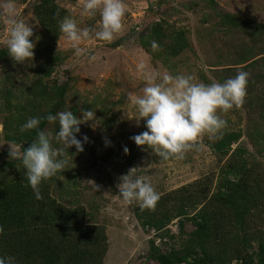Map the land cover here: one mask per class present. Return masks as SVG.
Returning <instances> with one entry per match:
<instances>
[{"label":"rangeland","instance_id":"374dc122","mask_svg":"<svg viewBox=\"0 0 264 264\" xmlns=\"http://www.w3.org/2000/svg\"><path fill=\"white\" fill-rule=\"evenodd\" d=\"M34 1L9 0L13 9L11 13L0 8V49H6L4 41L8 36L7 20L10 15L33 26V39L41 37V29L31 12ZM214 1L229 14L245 21L264 24V0ZM83 2L84 0H57L67 16L76 19L78 26L98 28L99 12L94 18L82 16ZM159 2L163 4L158 6ZM124 3V27L111 43L96 40L86 42L81 47L86 49L88 55L77 57L63 34L54 43L45 39L41 42L38 39L37 51L32 61L25 64L11 63L15 71L12 70L13 77L11 76L10 81L15 88L25 87L34 80H41L49 90L53 86H64L65 106L75 107L74 115L78 119H82V110L92 109L95 112L98 121L94 130L89 127L92 122L79 126L77 139L84 135L88 137L84 151L75 154L73 147L69 149V154L65 153L66 167L61 174L53 177L55 181L51 182L49 190L58 201H67L73 205L81 203L90 212L94 209L93 222L104 227L108 243L104 264H159L149 256L152 236L142 230L134 217V209L140 204L123 202L116 187L118 178L136 168L134 175L145 178L158 194H166L193 181L206 183L211 193H214L221 180V172L232 162L235 157L233 152L239 147H242L247 156V162L259 165L258 174L264 177V148L254 147L249 136L253 125L264 128V42L250 45L240 31L230 44L225 42L220 27L211 30L204 22L206 30L202 28L199 19L203 13L199 17L197 8L192 5L190 9L185 0H124ZM157 16L166 18L171 25L189 30L187 37L192 41V51H187L178 60L165 64L146 53L140 46L137 35ZM216 21L212 16L210 25H214ZM196 38L205 39V48L200 47ZM241 52L245 53L243 57H239ZM89 56H95L96 59L90 60ZM141 62L161 78L165 74H190L195 78L194 82L205 84L223 83L243 70L249 74L245 103L241 108H234L223 116L227 127L221 138L211 140L205 135L198 142V146L187 152L182 160L163 161L152 152H140L130 147L125 154L123 149L128 145L125 135L138 130L139 117L130 102V94L142 95L145 81L136 71V66ZM242 62L250 65L249 71L239 66ZM4 64L5 60L0 58V78L5 73L4 68L8 67ZM47 66L52 69L45 75ZM209 66L217 68L209 71ZM7 84L8 82L0 85V89L7 87ZM2 115L1 112L0 151L7 147L1 141ZM49 126L54 131L51 133L54 137L56 123H49ZM43 130L50 133V127L45 126ZM117 130L124 134L122 138L116 136ZM229 133L240 134V138L230 142L227 137ZM106 141H110L107 146ZM218 141H222L223 145L217 146ZM53 147H59L55 139ZM2 159L12 161L8 154ZM251 184L252 180L248 182V187ZM213 196L208 194L209 199ZM227 214L224 215L226 222L229 220ZM174 222L177 220L172 222L170 231L178 234L179 229ZM252 225L253 232L264 235V215L259 216V222L255 219ZM185 227L186 232H191L194 225L185 222ZM157 245L161 252L168 249V245L164 243L157 241ZM253 247L256 251V243Z\"/></svg>","mask_w":264,"mask_h":264},{"label":"trees","instance_id":"16d2710c","mask_svg":"<svg viewBox=\"0 0 264 264\" xmlns=\"http://www.w3.org/2000/svg\"><path fill=\"white\" fill-rule=\"evenodd\" d=\"M185 2L190 9L192 5L197 8L199 17L203 13L201 19L198 18L202 28L206 30V24L211 30L220 27L225 42L230 44L238 31L245 40H249L250 45L264 42V24L229 14L219 8L214 0ZM162 4L159 2L158 6ZM31 6L32 16L41 29L39 39L54 43L62 34L59 24L67 16L66 11L58 5L57 0H35ZM212 16L217 19L214 25H210ZM168 21L157 16L137 35L142 49L163 64L178 60L193 47L191 39L187 37L189 30L171 25ZM33 37L30 39L37 41ZM212 40L217 42L214 38ZM152 41L157 42L158 50L152 49ZM197 41L200 47L205 48L204 38ZM6 50L0 49V58L5 60L4 65H8L0 78V85L8 82L7 87L0 89V113H3L1 141L7 146L0 151L2 158L8 154L11 144L22 145L21 151L27 149L35 142L38 131H46L43 130L45 126L50 127V133H54L46 119L48 114L55 115L68 109L76 112L75 107L65 106L64 86H53L49 90L41 80H34L25 87L15 88L10 81L15 71V67H11L14 62ZM36 51L35 42L34 54ZM242 53L239 57L244 56L245 53ZM239 66L246 71L251 68L243 62ZM216 68L209 66L207 69L214 71ZM51 69L47 66L45 75ZM32 117L40 118L38 129L21 132V126ZM138 123L135 133L125 135L127 148L152 152L147 146L138 147L131 140V137L146 131L144 121ZM57 131L58 123L55 133ZM115 134L119 138L124 136L119 130ZM249 136L254 147L264 148V128L253 125ZM227 137L232 142L238 140L240 134L229 133ZM216 145L221 146L223 142L218 141ZM233 154L232 162L221 172L216 192L211 193L206 183L193 181L166 194H159L154 210L136 206V221L146 234L152 236L149 243L151 259L159 264H231L232 260L239 264H264V235L251 230L252 222L255 219L259 222V216L264 215V204H261L264 202V177L258 174L259 165L247 162L242 147ZM2 158L0 227L3 233H0V256H14L17 264H104L108 243L104 227L93 222L94 209L90 212L81 203L73 205L58 201L49 190L55 181L53 177L41 184L43 199L36 200L20 162ZM250 180L252 184L248 187ZM208 194L214 195L213 198L209 199ZM225 214L229 218L227 222ZM174 220H177L174 223L179 229L178 234L170 231ZM185 222L194 225L191 232H186ZM157 241L168 245L166 252L159 250ZM254 243L256 251L253 250Z\"/></svg>","mask_w":264,"mask_h":264},{"label":"clouds","instance_id":"9594fccd","mask_svg":"<svg viewBox=\"0 0 264 264\" xmlns=\"http://www.w3.org/2000/svg\"><path fill=\"white\" fill-rule=\"evenodd\" d=\"M0 8L11 13L9 0H0ZM99 12L98 28L78 26L76 19L66 16L59 24L60 32L74 50V55L82 57L88 55L81 47L92 40L111 43L123 30V19L126 14L124 0H84L81 15L94 18ZM8 36L4 41L7 54L14 64H25L33 60L35 42L33 26L9 16ZM39 37L36 38L38 41ZM152 49L158 50L156 41L151 43ZM95 60V56H89ZM137 73L144 79L145 86L142 95L130 94V102L135 107L139 121H144L146 131L131 137L138 146H147L163 161L170 159L182 160L185 154L198 146V142L205 136L211 140L219 139L227 127L223 118L232 109H239L245 103L249 74L239 71L233 78L223 83L194 82L195 78L188 75H170L163 77L148 69L141 62L136 66ZM47 121L58 123V131L53 137L47 131H38L35 142L21 151L22 145H9L8 158L19 161L25 169L34 198L42 200L41 184L57 174H61L67 164L65 153L75 148L79 154L84 151V144L88 142L86 135L77 139L80 125L86 122L91 129H95L98 121L95 112L90 109L82 110V119H78L72 111L65 110L55 115L48 114ZM40 118H29L20 128L21 132L38 129ZM53 139L59 147H53ZM110 141H106V146ZM125 154L128 149L125 147ZM136 168L120 176L116 185L123 202L132 204L138 202L142 208L154 210L159 200V194L153 185L143 177L135 176ZM0 233L3 228L0 227ZM0 264H17L14 256H0ZM232 264H239L233 260Z\"/></svg>","mask_w":264,"mask_h":264}]
</instances>
